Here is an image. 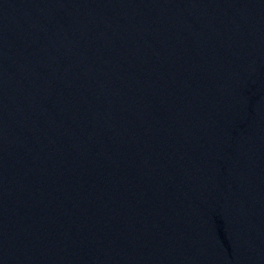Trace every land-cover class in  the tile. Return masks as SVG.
<instances>
[{"label": "water", "instance_id": "obj_1", "mask_svg": "<svg viewBox=\"0 0 264 264\" xmlns=\"http://www.w3.org/2000/svg\"><path fill=\"white\" fill-rule=\"evenodd\" d=\"M0 264H264V0H0Z\"/></svg>", "mask_w": 264, "mask_h": 264}]
</instances>
